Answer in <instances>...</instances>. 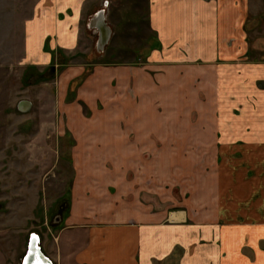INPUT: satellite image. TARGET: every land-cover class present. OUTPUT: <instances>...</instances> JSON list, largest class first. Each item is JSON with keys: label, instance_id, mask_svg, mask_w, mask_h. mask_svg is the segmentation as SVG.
<instances>
[{"label": "crops", "instance_id": "obj_1", "mask_svg": "<svg viewBox=\"0 0 264 264\" xmlns=\"http://www.w3.org/2000/svg\"><path fill=\"white\" fill-rule=\"evenodd\" d=\"M103 7V0H39L25 25L28 63L49 64L47 46L76 56L84 30L102 45L109 26ZM241 11L235 0H149V25L159 48L146 68L155 77L135 66H95L78 92L94 116L83 115L80 129L74 117L69 126L76 172L69 215L57 237L58 264H264V89L257 84L264 81V64L243 61ZM70 69V79L84 72ZM201 88L211 93L210 135L220 138L215 154L225 159L226 169L216 174L219 187L212 199L209 195L208 211L183 202L180 211L171 212L162 191L169 158L143 159L156 152L184 154L195 148V138L201 141L202 131L189 128V116L180 111L200 102ZM156 89L166 91L165 98ZM155 92L161 94L157 105L176 106L175 113L156 121L159 142L147 128L152 112L140 124L123 109L138 102L145 109L155 103ZM178 121L183 123L177 126ZM154 169L163 177L155 178L153 188ZM156 193L164 208L152 204Z\"/></svg>", "mask_w": 264, "mask_h": 264}, {"label": "rangeland", "instance_id": "obj_2", "mask_svg": "<svg viewBox=\"0 0 264 264\" xmlns=\"http://www.w3.org/2000/svg\"><path fill=\"white\" fill-rule=\"evenodd\" d=\"M38 1L0 0V264H22L33 234L39 237L44 255L58 264L57 237L69 215L76 172V155L72 153L76 142L69 126L73 124V117L78 128L83 115L94 116L79 99L78 92L95 66H135L145 68L155 77V70L147 69L148 59L159 48L158 37L149 25V0H103L109 25L104 47L101 42L98 44L97 35L84 30L79 42L81 52L76 56H68L61 48L51 51L47 46L46 51L52 54L51 62L33 65L26 57L25 25ZM235 3L243 16L238 30L242 41L238 43L247 50L243 61L251 65L264 64V0H235ZM78 66L83 67L84 72L70 79V68ZM257 84L264 89V81ZM156 90L165 98L166 91ZM157 94L151 95L155 103L145 109L140 108V102L123 108L124 112L130 109L140 124L144 116L153 113L154 122L151 127L147 123V128L154 130L152 140L155 142L161 138V133L155 132L161 126L156 121L162 119L164 113L171 116L176 112V106L157 105L156 99L161 98V94ZM198 95V104L179 109L189 116V128L200 129L204 135L199 142L195 138V148L185 149L184 154L179 155L156 152L143 159L166 163L164 158H169V169L163 170V182L167 186H162L165 188L162 191L171 212L180 211L183 202L197 212L208 211L209 195L211 193L212 199L215 185L219 187L216 174H224L226 169L222 164L225 159L215 154V141L219 142L220 138L210 135V131L215 130L210 90L201 88ZM22 101L32 104L28 112L20 111ZM104 108L99 106L101 112ZM217 110L219 115L218 107ZM239 111L233 113L239 114ZM182 123L176 122L177 126ZM162 130L168 129L163 127ZM79 158L81 163L85 161L82 155ZM161 171L152 170L149 178L153 179V188L158 187L155 178L160 182L163 177ZM199 200L203 203L197 204ZM152 204L157 209L166 206L160 193L154 194Z\"/></svg>", "mask_w": 264, "mask_h": 264}, {"label": "water", "instance_id": "obj_3", "mask_svg": "<svg viewBox=\"0 0 264 264\" xmlns=\"http://www.w3.org/2000/svg\"><path fill=\"white\" fill-rule=\"evenodd\" d=\"M108 40V32L103 34L102 45H105ZM32 104L28 101H22L19 104V109L22 112H28ZM39 237L35 234L32 235L27 254L22 264H35L36 260H39L41 264H54L49 258H47L42 249L39 247Z\"/></svg>", "mask_w": 264, "mask_h": 264}, {"label": "bare ground", "instance_id": "obj_4", "mask_svg": "<svg viewBox=\"0 0 264 264\" xmlns=\"http://www.w3.org/2000/svg\"><path fill=\"white\" fill-rule=\"evenodd\" d=\"M102 15V14H101ZM35 264H41L39 260L35 261Z\"/></svg>", "mask_w": 264, "mask_h": 264}]
</instances>
